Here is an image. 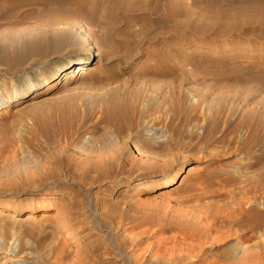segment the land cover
<instances>
[{"label": "rangeland", "instance_id": "1", "mask_svg": "<svg viewBox=\"0 0 264 264\" xmlns=\"http://www.w3.org/2000/svg\"><path fill=\"white\" fill-rule=\"evenodd\" d=\"M227 1L26 18L71 35L0 50V264H264V0Z\"/></svg>", "mask_w": 264, "mask_h": 264}, {"label": "bare ground", "instance_id": "2", "mask_svg": "<svg viewBox=\"0 0 264 264\" xmlns=\"http://www.w3.org/2000/svg\"><path fill=\"white\" fill-rule=\"evenodd\" d=\"M87 1L89 3V0H0L1 54L3 57H11V55L14 52H17V50L26 53L32 51L35 46L43 45L49 42H53L58 45L59 43H62L70 38L71 34L69 35V32H66V30H52L54 35L51 37L42 31V33L33 36V32L25 27L27 22L26 18H28V16H31L30 19L36 21V23H47L54 26L58 25L59 23L61 24L60 21L65 19L62 17L66 15L71 16L79 14L83 18H93L92 16L88 15V10L93 13L98 12L100 10V5H104V14H110L113 12L114 4L117 2V0H90L91 6L89 9H87L85 6ZM126 1L131 2V0ZM25 7H35L38 9L23 11V8ZM212 12L213 20H221L223 18L229 17L227 9H224L223 7ZM170 13L171 12L166 13V15L163 18H160V20L169 16ZM148 15L149 13H144L142 15L143 17L141 18H146ZM10 19H14L15 21L11 22V20L9 22ZM83 66V64L76 66V69L79 70L78 72L84 70ZM63 74H65V72ZM2 215L7 216L6 213H3Z\"/></svg>", "mask_w": 264, "mask_h": 264}]
</instances>
